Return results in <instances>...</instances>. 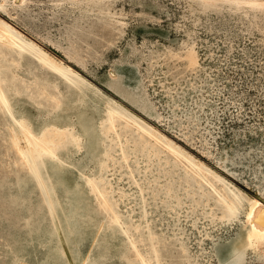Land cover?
<instances>
[{"label":"rangeland","instance_id":"obj_1","mask_svg":"<svg viewBox=\"0 0 264 264\" xmlns=\"http://www.w3.org/2000/svg\"><path fill=\"white\" fill-rule=\"evenodd\" d=\"M21 1L0 0V20L80 81L0 44L14 116L60 158L34 153L41 183L0 110V264H143L133 245L149 264H264L245 214L264 203V0ZM110 106L204 179L130 122L111 128Z\"/></svg>","mask_w":264,"mask_h":264},{"label":"bare ground","instance_id":"obj_2","mask_svg":"<svg viewBox=\"0 0 264 264\" xmlns=\"http://www.w3.org/2000/svg\"><path fill=\"white\" fill-rule=\"evenodd\" d=\"M20 2V1H19ZM21 2H24L22 0ZM0 44H4L7 47H9L11 50L16 51L20 54L23 53H32L38 58V60L41 62L43 66H47L50 69L56 71L60 74L63 78H66L70 81H72L70 76L68 77V73H73L75 76H77V73H75V70L71 69V67H64V63L57 62L54 58L49 57L47 54L41 52L38 48L33 46L31 43L23 40L20 36H18L14 29L8 25L5 22H2L0 20ZM78 77V76H77ZM80 81V80H79ZM79 81H76L77 83ZM75 85L77 83L75 81H72ZM0 110L1 111H7L13 124H9L8 131H9V140L14 145L17 153L22 157L25 162L29 163V156L31 157L33 163L30 165V168H33V171L36 173L37 177L40 179L42 183V179L38 171L36 170V161L34 158V153L36 152L39 156H42L43 154H46L52 158H55L57 160H60L59 156L56 154L54 147L52 146V140L49 136V134H43L41 137L36 136L30 129V127L22 120H18L11 109V106L9 104V100L6 96V92L4 90L3 85L0 83ZM109 115H110V126L113 129H116L115 121L116 118L126 120L130 122L133 126L140 129V131L145 134L147 137H149L151 140H153L156 144H159L160 146L167 149L173 156L179 158L181 161L185 162L186 165L194 171L198 176H200L202 179L203 174L202 168L200 165L192 162L187 157L183 156L181 153H179L174 147L164 143L162 139L158 137V135L150 130L148 127L143 126L140 122L136 121L135 119L128 118L122 111L118 110L116 107L110 106L108 109ZM53 136L60 137L61 135L57 133V131H53ZM61 139V138H59ZM28 155H26V151ZM124 159L127 160L126 155H124ZM85 180L87 182V185L91 188V190L96 193L99 203L105 210L108 212V215H110L111 219L119 224L120 219L114 209L112 208L108 198L106 195L100 190L95 180L91 177H85ZM207 183L214 187V185L207 181ZM216 190V189H215ZM219 202L223 207H225L230 214H235L238 210L235 203L230 201V199L227 198L225 194H222L221 192H218ZM264 208V203L260 201L259 199H253L252 201L248 202V206L246 207V229H247V237L248 240L251 243V246H254L256 248L261 249L264 252V228H262L258 223H256V216L261 211V209ZM135 249L136 256L141 260L143 264H149L143 254L136 248L135 245H133Z\"/></svg>","mask_w":264,"mask_h":264},{"label":"snow or ice","instance_id":"obj_3","mask_svg":"<svg viewBox=\"0 0 264 264\" xmlns=\"http://www.w3.org/2000/svg\"><path fill=\"white\" fill-rule=\"evenodd\" d=\"M256 223H258L262 228H264V208L256 216Z\"/></svg>","mask_w":264,"mask_h":264}]
</instances>
